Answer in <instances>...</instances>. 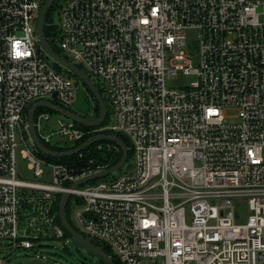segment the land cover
Segmentation results:
<instances>
[{
    "label": "built area",
    "instance_id": "built-area-1",
    "mask_svg": "<svg viewBox=\"0 0 264 264\" xmlns=\"http://www.w3.org/2000/svg\"><path fill=\"white\" fill-rule=\"evenodd\" d=\"M45 2L0 0V248L43 260L42 243L66 244L55 205L70 192L76 227L121 264H264V0H65L57 44L102 85L112 120L53 128L41 112L36 131L58 146L122 133L134 151L122 176L75 189L105 166L48 162L29 132L32 104L72 108L78 86L38 50Z\"/></svg>",
    "mask_w": 264,
    "mask_h": 264
},
{
    "label": "water",
    "instance_id": "water-1",
    "mask_svg": "<svg viewBox=\"0 0 264 264\" xmlns=\"http://www.w3.org/2000/svg\"><path fill=\"white\" fill-rule=\"evenodd\" d=\"M55 0H46L45 4L43 5L40 15L37 20V26H36V34L38 38V43L41 49L44 51V53L47 55L49 59H51L53 62L58 63L65 69H67L70 73L75 75L80 82V84L85 85L92 94L94 95L95 99L98 101L100 108H101V115L98 119H89L86 117H83L77 112L68 110L60 105H57L52 102L47 101H41L34 103L31 108L28 111V125H29V132L31 140L36 147L37 151L43 153L46 156L54 157V158H65L73 156L82 150L88 148L90 145L101 142V141H109L112 143L117 144L123 151V157L122 160L115 166H113L110 169L97 172L94 174H90L88 176H85L83 178H80L78 181H76L72 189L77 188L78 186L85 184L87 182L96 180V179H103L109 176H112L119 171H121L125 165L128 162L129 158V150L125 142L118 137L117 135H98L95 137L90 138L87 142H85L83 145H81L78 148L69 150V151H54L48 148L39 138L36 128H35V113L38 108L45 107L47 109L53 110L62 117L68 118L72 120L73 122L86 126V127H99L104 124L107 118L108 109L106 105V101L100 90L98 89L96 82L91 78V76L84 70H82L79 66H77L75 63L71 62L67 58L62 57L60 54H58L49 44L47 41L45 34H44V25H45V19L47 16V13L51 6L54 4ZM71 197L70 192H66L61 200L60 204V210H59V217L61 220V224L64 227L65 231H67L74 240H76L81 246L88 249L89 251L93 252L94 254L98 255L106 264H115L113 259L99 246L93 244L88 238H86L83 234L78 232L69 222L67 215H66V208L67 203ZM23 264H59L56 262H47V261H31V262H25Z\"/></svg>",
    "mask_w": 264,
    "mask_h": 264
},
{
    "label": "trees",
    "instance_id": "trees-1",
    "mask_svg": "<svg viewBox=\"0 0 264 264\" xmlns=\"http://www.w3.org/2000/svg\"><path fill=\"white\" fill-rule=\"evenodd\" d=\"M64 2H65V0H55L54 4L49 9V11L47 13V16H46V19H45L44 34H45V37H46L47 41L51 45V47L58 54H60L62 57L69 59L63 53V51L61 50V48L57 44V39L59 38L61 32H60V27L58 25V22H56V17L59 16L60 10H61ZM38 50H39L40 54H42L44 57H46V59L51 63V65L58 72L63 73L65 76L73 79L76 82L77 85H80V82L78 81V79H77V77L75 75L70 73L67 69H65L64 67H62L58 63H55L51 59H49L47 57V55L44 53V51L41 49L40 46L38 47ZM79 67L82 70L86 71L83 66L79 65ZM95 82H96V85H97L98 89L100 90V92L102 93V95L104 96L105 101H106L108 114H107L106 121L104 122V124L102 126H107L108 124L111 123V120H112L111 105L109 103V100H108V98H107V96L105 94V90L102 87V85L96 79H95ZM83 86L86 88V90L89 93V95L92 98V100L95 101V112H96V114H95L94 117H91V118L92 119H98L100 117V115H101L100 105H99L98 101L95 99V97L92 94V92L90 91V89H88L85 85H83ZM53 102L55 104H57V105H60L59 102H57L56 100H53ZM60 106H62V105H60ZM62 107H64V106H62ZM64 108L73 111V109H71V108H67V107H64ZM41 112H46V113H49V114H52V115L58 114V113H56L53 110L47 109L45 107H40L36 111L35 119H37V116ZM27 117H28V113H27ZM77 126H79L81 128H84V129H90L89 127H86V126H83V125H80V124H77ZM104 133L105 134H110V135H117L118 137H120L125 142V144L128 147V150H129V158H128V162L125 165V167L121 171H119L118 173H116V174H114L112 176L104 178V179H115V178H118V177L122 176L123 174H125L127 171H129L133 167L134 151H133V147H132L131 141L124 134L111 132V131H105ZM88 139L89 138H87V139H85L83 141H80V142H76L74 144L66 145V146H58V145H55V144L47 143L44 140H42V141L51 150H54V151H69V150H72L74 148H77V147L83 145L85 142L88 141ZM99 143H103L104 144V143H108V141H101ZM96 144H98V143H96ZM96 144L91 145L89 148H87L88 150L83 152L84 153V157L83 158H80V155L78 153L73 155V156L65 157V158H54V157L46 156V155H44L43 153H41L39 151H36V153H37V155L40 158H42V159H44V160H46L48 162L67 164V165H70L72 167L79 168V169L81 167L88 166V165H93V166H91L93 168V167H96V165H98V164H102V165L105 166V168L109 169V168L117 165L121 161V159L123 157V151H122L121 148H118V150H108V149L105 148V149H103L101 151L90 152L93 149V147L96 146ZM92 160H93L94 164H90V162ZM61 200H62V195H59L57 200H56V205H55L56 210L60 209ZM73 202H75V198L74 197L70 198L68 203H67L66 215H67V218H68L70 224L78 232L81 233V231L76 227V225H75V223L73 222V219H72V213H73L74 208H75L74 207L75 203L73 204ZM58 221L61 224V221H60L59 218H58ZM85 237L88 238L87 236H85ZM65 238L66 239H71L72 236L67 231H65ZM88 239L91 242H93L95 245H97L100 248H102L113 259L115 264H121L120 261L118 260V258L116 257V255L113 253V251H112V249L110 248L109 245H107L105 243H102V242H99V241H96V240H93L91 238H88ZM102 263L106 264L103 260H102Z\"/></svg>",
    "mask_w": 264,
    "mask_h": 264
},
{
    "label": "rangeland",
    "instance_id": "rangeland-1",
    "mask_svg": "<svg viewBox=\"0 0 264 264\" xmlns=\"http://www.w3.org/2000/svg\"><path fill=\"white\" fill-rule=\"evenodd\" d=\"M56 22H59V17H56ZM198 33L196 31L187 32V48L186 53L193 58L194 66H197L198 61ZM181 80L184 81L183 77ZM190 80H185L184 84H188ZM74 112H81L83 114L92 115L94 117L95 112V101L92 100L86 88L80 84L76 88V97L73 101L72 108ZM46 113V112H45ZM49 114V113H48ZM235 111L228 112L229 116H234ZM52 115V114H50ZM53 119L50 123L51 127L55 128L56 120L59 114L52 115ZM89 117V116H88ZM89 117V118H91ZM20 148H18V159L17 168L20 176L22 178L31 180L33 174L27 170V162L21 159ZM75 210L72 213V219L76 217V205H74ZM75 223V221H73ZM44 248L42 249L43 260L37 259L36 254L32 251L19 250V251H9L5 248H0V258L6 259L9 264H23L25 262L31 261H47L56 262L59 264H101L99 259L91 254H89L82 246L73 238L69 239L66 244L62 240H51L42 243Z\"/></svg>",
    "mask_w": 264,
    "mask_h": 264
},
{
    "label": "bare ground",
    "instance_id": "bare-ground-1",
    "mask_svg": "<svg viewBox=\"0 0 264 264\" xmlns=\"http://www.w3.org/2000/svg\"><path fill=\"white\" fill-rule=\"evenodd\" d=\"M68 60H70V59H68ZM70 61H71V60H70ZM71 62H72V61H71ZM76 65H77V64H76ZM77 66H79V65H77ZM86 72H87V71H86ZM91 78L95 81V78H93V77H91ZM44 101L54 103L53 100H44ZM36 103H37V102H36ZM32 105H33V104H32ZM32 105H31V106H32ZM31 106L29 107V109L31 108ZM29 109H28V111H29ZM28 111H27V113H28ZM35 114H36V113H35ZM37 134H38V133H37ZM104 134H105V133H104ZM106 135H110V134H106ZM38 136H39V135H38ZM39 138H40V137H39ZM40 139H41V138H40ZM41 141H42V139H41ZM42 142H43V141H42ZM110 143H111V144H114V145H116V146H118L117 144L112 143V142H109V141H108V143H104V144L106 145V144H110ZM92 145H93V144H92ZM90 146H91V145H90ZM90 146H89V147H90ZM79 147H80V146H79ZM89 147H88V148H89ZM77 148H78V147H77ZM93 148H94V147H93ZM118 148H120V147L118 146ZM74 149H75V148H74ZM86 149H87V148H86ZM86 149H84V150H86ZM106 149H107V148H106ZM84 150H82V151H84ZM113 150H118V149H113ZM82 151H81V152H82ZM79 153H80V152H79ZM121 160H122V159H121ZM111 168H112V167H111ZM109 169H110V168H109ZM104 170H107V168H105ZM104 170H103V171H104ZM101 249H102V248H101Z\"/></svg>",
    "mask_w": 264,
    "mask_h": 264
},
{
    "label": "flooded vegetation",
    "instance_id": "flooded-vegetation-1",
    "mask_svg": "<svg viewBox=\"0 0 264 264\" xmlns=\"http://www.w3.org/2000/svg\"><path fill=\"white\" fill-rule=\"evenodd\" d=\"M92 243H93V242H92ZM93 244H94V243H93ZM82 248L85 249L89 254H91V255L97 257V258L99 259L100 263L103 264V263H102V259H101L98 255L94 254L93 252L89 251L88 249L84 248L83 246H82Z\"/></svg>",
    "mask_w": 264,
    "mask_h": 264
}]
</instances>
